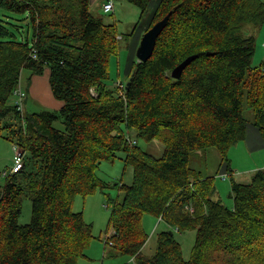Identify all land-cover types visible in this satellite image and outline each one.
Here are the masks:
<instances>
[{
    "label": "trees",
    "instance_id": "trees-1",
    "mask_svg": "<svg viewBox=\"0 0 264 264\" xmlns=\"http://www.w3.org/2000/svg\"><path fill=\"white\" fill-rule=\"evenodd\" d=\"M125 1L143 17L155 0ZM150 9L145 32L172 13L170 20L152 58L135 61L120 90L107 82L122 38L116 24L92 13L91 0H0V136L25 154L23 169L0 186V264L86 258L93 227L74 212L75 200L112 187L97 170L119 153L134 177L113 185L117 199L107 198L105 244L115 255L134 264H264V170L249 184L233 183L228 207L216 177L190 167L195 154L216 149L220 167L232 172L230 151L250 125L245 108L264 133V67L253 66L255 38L246 31L264 24V2L157 0ZM23 20L31 40L20 31ZM192 56L174 79L173 70ZM24 72L28 85L49 73L53 97L62 104L58 112L18 111L14 93ZM60 121L64 131L54 127ZM132 132L163 143L164 154L143 151ZM25 191L33 216L21 225ZM146 216L166 226L152 256L143 252ZM188 231L196 240L186 259L176 233Z\"/></svg>",
    "mask_w": 264,
    "mask_h": 264
},
{
    "label": "rangeland",
    "instance_id": "rangeland-1",
    "mask_svg": "<svg viewBox=\"0 0 264 264\" xmlns=\"http://www.w3.org/2000/svg\"><path fill=\"white\" fill-rule=\"evenodd\" d=\"M264 2V0H262ZM106 1L99 0L93 7L92 13L99 17L102 16L105 23L116 24L120 33V52L117 56H114L110 62V78L107 85L110 89L119 88L123 90L128 83V74L131 70V66L135 61H139L137 57V50L139 49L141 40L145 35L146 27H148V19L152 12L153 6L157 3V0L149 7L142 17L141 10L128 3L125 0H113L115 9L111 13H104L103 3ZM153 13V12H152ZM2 14L0 13V16ZM21 27V33L29 34V39H32V30L28 28L26 20L18 23ZM247 34L253 35L255 38V53L253 57V66L264 67V24L258 27L247 26ZM29 32V33H28ZM133 34V35H132ZM21 36V35H20ZM25 37V36H24ZM135 45V46H133ZM30 77L28 72H24L22 76V84L24 87L30 86L27 97L25 99V110L26 115L33 113H40L43 111L58 112V106H54L52 99H54L57 105L61 106V102H58L52 94L47 75L40 76L48 86L47 96H39L37 93L36 97L32 93L31 89L34 87V80L27 82V78ZM124 86L123 88L120 87ZM16 101V98L15 100ZM244 116L249 123L255 124V115L248 109H244ZM54 127L60 131L65 130V126L62 121L54 124ZM131 137L137 142V145L145 152L153 155L154 157H161L165 151V145L157 140L145 141L144 139L137 138L132 132ZM15 143L8 140L5 136H0V186L6 183L5 172L9 171L16 160V152L14 149ZM231 154V152H230ZM230 157V156H229ZM125 154L119 153L118 158L113 162H103L97 170V175L112 185L111 188L105 189L104 191L98 190L94 195L89 196H78L74 204V212H82L84 214L85 221L91 224L93 227L92 233L94 239L86 251V258H82L79 264H134L133 260L126 255H116V252L109 245H105V237L109 232V220L112 207L107 208L108 197L117 199L120 196V191L116 186L117 183L131 184L134 177V170L132 167H128L125 164ZM220 160L221 156L216 149L209 151H200L195 154L191 161L190 167L203 173L205 176L216 177V187H220L222 197L220 199L228 207L233 206V200L231 199V188L233 183L239 182L238 179L233 177H227L226 182L222 181L220 174ZM252 178L242 181V184H249ZM218 191V194H220ZM22 203V214L19 218L21 225H28L32 221L33 206L30 194L25 191L21 197ZM109 206V205H108ZM145 227L144 230L149 236L148 243L146 244L143 252L149 256H152L157 248L158 235L166 230L164 222L160 220L146 216L144 218ZM176 239L182 246L184 257L189 259L191 257L193 247L196 240V233L194 231H188L186 233H176ZM104 254L106 255L104 257ZM114 254V255H112ZM112 256V257H111Z\"/></svg>",
    "mask_w": 264,
    "mask_h": 264
},
{
    "label": "crops",
    "instance_id": "crops-1",
    "mask_svg": "<svg viewBox=\"0 0 264 264\" xmlns=\"http://www.w3.org/2000/svg\"><path fill=\"white\" fill-rule=\"evenodd\" d=\"M98 1L99 0H91L92 7ZM104 1L107 2V0ZM114 9H115V4H114ZM45 75H47L49 82V73L46 72ZM32 80H34V87L33 89H31V91L35 95V97L37 93L41 97H43L44 95L47 96V93H49L48 86L46 85L47 82L45 83L42 77L40 76H34ZM29 87L30 86H27V94L30 89ZM52 102L54 106L61 107L60 105H57V103H55L54 99H52ZM230 152H231V154H229L231 161L230 169L232 170V172H230L229 170H225L223 166L220 167L222 173L220 175L227 174L228 176H231L234 179H238L239 182L237 183L242 184L241 183L242 181L252 178L253 174H255L257 171L264 170V133L254 124L252 125V123H250V125H248L246 139L243 142L236 145L234 148H232ZM218 191L220 192L219 186H218ZM219 195L220 197H222L221 192ZM104 246H106V244ZM105 256L106 255L104 254V257Z\"/></svg>",
    "mask_w": 264,
    "mask_h": 264
},
{
    "label": "water",
    "instance_id": "water-1",
    "mask_svg": "<svg viewBox=\"0 0 264 264\" xmlns=\"http://www.w3.org/2000/svg\"><path fill=\"white\" fill-rule=\"evenodd\" d=\"M172 13H169L163 20L156 23L150 30L143 36L139 49L137 50V57L139 62H148L155 51L157 42L163 31L168 25ZM196 56L189 57L180 65H178L172 72L174 79H180L185 69L196 59Z\"/></svg>",
    "mask_w": 264,
    "mask_h": 264
},
{
    "label": "built area",
    "instance_id": "built-area-1",
    "mask_svg": "<svg viewBox=\"0 0 264 264\" xmlns=\"http://www.w3.org/2000/svg\"><path fill=\"white\" fill-rule=\"evenodd\" d=\"M103 10H104V13H106V14L111 13L114 10L113 0H107V2L104 3V5H103ZM120 87L123 88L124 86L120 85ZM14 95L16 98L15 103H16L17 109H18V111L23 113L25 110V99L27 97V92L24 89L22 81L20 82V84H19L18 88L16 89ZM134 144H135V142H134ZM14 149L16 152V160H15L13 167L9 171L5 172L4 175L6 178L11 177L12 175L18 174L24 167V157H25L24 151L16 144L14 145ZM221 177H222L223 181H226L227 177H229V176L227 174H224V175H221ZM187 209L190 212L194 211L193 207H191V206L188 207ZM111 246H112V244H111Z\"/></svg>",
    "mask_w": 264,
    "mask_h": 264
}]
</instances>
